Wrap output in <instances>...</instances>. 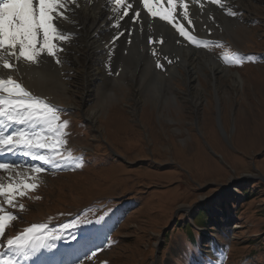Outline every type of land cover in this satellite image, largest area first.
Listing matches in <instances>:
<instances>
[{
  "label": "rangeland",
  "instance_id": "obj_1",
  "mask_svg": "<svg viewBox=\"0 0 264 264\" xmlns=\"http://www.w3.org/2000/svg\"><path fill=\"white\" fill-rule=\"evenodd\" d=\"M78 2L70 1L67 24L77 31L62 41L72 70L64 80L67 93L45 98L40 84L34 89L15 78L32 95L64 109L61 121L70 124L65 159L56 167L41 164L46 170L37 179L21 175V180L0 169L1 181L12 176L36 184L16 196L15 207L0 196V215L15 217L6 220L0 256L11 251L9 238L33 224L51 231L67 223L63 236L81 231L85 236L69 248L61 239L49 240L56 244L52 260L17 257L19 264H52L61 253L66 264H264V0L228 1L226 10L237 15L224 13L222 34L206 37L216 42L201 46L219 59L216 83L202 74L210 70L199 64L191 71V86L198 87L190 91L185 68L179 67L184 79L168 71L181 44L167 39L156 43L153 33L146 34L145 43L153 40L149 48L141 40L126 48L130 57H124L119 72L126 67L133 80L130 71L122 75L127 82L120 80L111 56L96 62L98 51L87 42L91 30L86 33L74 22L78 15L72 4L79 8ZM103 37L108 35L98 33L99 42ZM146 49L152 55L155 49L162 68L143 61ZM225 55L243 59L239 65L226 64ZM249 55L254 59H246ZM41 59L35 64L40 82L47 70ZM92 66L100 69L96 84L87 75ZM21 68L26 74L23 64ZM91 112L97 116L93 123L86 117ZM8 163L19 164L22 173L27 169L24 162ZM85 221H92L91 227ZM94 251L90 260L83 255Z\"/></svg>",
  "mask_w": 264,
  "mask_h": 264
},
{
  "label": "snow or ice",
  "instance_id": "obj_2",
  "mask_svg": "<svg viewBox=\"0 0 264 264\" xmlns=\"http://www.w3.org/2000/svg\"><path fill=\"white\" fill-rule=\"evenodd\" d=\"M142 2L153 17H159L172 25L184 41L196 47H209L211 42L199 40L183 25L176 23L177 0H142ZM210 2L222 5V0H210ZM114 3L121 6L124 15H128L129 9L132 7L131 4H125V0H114ZM165 4L166 7H163L162 5ZM179 7L184 10L183 19L192 25L188 6L184 0H179ZM66 8L65 0H0V60H2L3 68L15 69L16 65L9 62L11 58H15L16 61L23 59L30 63H37L45 55L53 58L57 65L63 63L60 58V53L63 51L61 42L68 37L63 34L58 21L64 15V12L60 10H66ZM229 15L236 16L237 13L229 9ZM132 20L135 22L136 17H132ZM114 27L118 29L119 24H115ZM123 34V31H118L112 37V45ZM176 42L180 43L181 41L177 40ZM148 43L153 44L152 37L148 38ZM5 52L9 59L3 58L2 54ZM111 54L109 52V57ZM153 55H157L155 49H153ZM223 59L226 64L239 65L243 58H230L225 55ZM246 59L252 60L254 57L249 55ZM108 66L106 63V67ZM155 66L156 68L163 67L159 58L156 59ZM0 93L4 94L0 96V155L22 154L25 157H30L32 161L41 162L27 165V171L33 174V179H37L35 174L46 170L41 164L56 167L58 160L65 159L63 156V150L67 144L65 129L70 122L61 121L59 113L64 109L50 104L41 97L32 95L12 76L0 79ZM13 125L20 127L10 133L7 132V129ZM19 167V164L0 162V169L14 172L15 177L24 175L16 170ZM15 177L10 176L7 185L0 183V196H4V202L13 207H15L16 196H24L26 190L36 187L35 183H24L16 180ZM23 207L20 205L21 209ZM3 211V208L0 207V212ZM13 219L15 217L11 213L0 215V236L4 235L6 220ZM103 219V216L99 217L95 222L100 223ZM85 222L92 223V221ZM69 227L70 225L66 223L59 229L51 231L45 224H33L30 228H25L23 233L7 240L6 247L14 255L0 258V264H19L17 257H21L25 261L29 259L33 261L42 249L56 248L55 243H48L49 240H76L75 234L68 237L62 235L63 230ZM83 255L90 260L96 255V252H92L91 256H88L87 253H83ZM69 264H74V261H69Z\"/></svg>",
  "mask_w": 264,
  "mask_h": 264
},
{
  "label": "bare ground",
  "instance_id": "obj_3",
  "mask_svg": "<svg viewBox=\"0 0 264 264\" xmlns=\"http://www.w3.org/2000/svg\"><path fill=\"white\" fill-rule=\"evenodd\" d=\"M70 1L72 2V0H65L67 8H66V10L65 9L60 10V11L64 12V15L58 21L59 27L62 30L63 34H65V35L68 33L74 34V32L77 31L76 29H71L67 25L69 22V18L71 17L69 14V11H70V4L69 3H70ZM76 1H81V3L80 2L77 3V4H79L78 5L79 8L76 5L72 4L73 5L72 8L75 9L76 14L78 15V18L74 22L81 24L82 27H84L86 33L89 30H91L89 33L90 36L87 37V42H89L90 46H92L93 48H95L98 51L95 54V56H96L95 61L98 62V61H101L103 59L105 60V57L106 58L109 57V52H111L112 54H111L110 61L116 62L117 66H118L116 73L118 76L121 77L120 80H124V82H127L126 81L127 79L125 78L126 77L125 74L128 75L127 71H130L125 67L126 71L123 72V74H122L125 77H123L121 75V73L119 72V69L121 68L120 65L125 62L124 57H130L126 48H129L130 46H132L134 40H141L142 43L144 44L145 39H146V34L153 33L154 35H156V41H155L156 43H158L157 41L159 39H161L162 41L164 39H167L170 41H177V40L181 41L180 42V44H181L180 48L175 52L177 55L176 56L177 60L173 61L170 64L171 67H170V69H168V71L170 74L176 73L180 77H182V79H184V76H183L182 72H180L179 67L185 68V70L187 72L186 73V76H187L186 84L189 88L188 91H190L192 89L197 90L198 86L196 87V83H194L193 86H191V83L194 82V79H195V77L193 76V73L191 71H194L195 67L199 64H201V66H205L207 69L210 70L209 75H208V73H205V72H203L202 74L206 77H208V76L212 77L211 80H213L214 83H216L215 82V80H216L215 73L218 70V68L220 67L219 61H218L219 59L217 60L215 58V55L212 54L211 52H209L208 50H206L202 47H196V46L184 41L183 38H180L178 33L176 32L175 28L172 25L168 24L166 21L161 20L159 17H153L147 11V9L144 7L142 0H125V4H131L132 5V7L129 9L128 15H124L122 13L123 15L122 16L120 15L119 17L117 16L118 19H114L113 23H111V21H112L111 18H114L118 13L123 12L121 6L116 5L114 3V0H74V3ZM223 1L227 2V3H225L226 5L212 4L210 2V0H184V3L188 6L189 19L193 22L192 25H189L188 21L183 19V11L184 10L179 7V0H177L176 23H178L177 22L178 17L182 18L186 22V24L189 26V28H190L189 31L192 32L193 34H195L197 37L219 36L220 34H222V28L221 27L224 25V22L226 21V18L224 16H227V15L223 14L222 11L226 10L229 7L228 1H230V0H222V2ZM162 6L165 7V5H162ZM134 16L136 17L135 22H133V20H132V17H134ZM215 21L218 22L216 27L211 25V23H215ZM117 23L119 24L118 29L114 27V25ZM156 29H160V30H156ZM193 29H194V31H193ZM118 31H123L124 34L122 36H120V38L115 42L114 45H112V43H111L112 37L114 35H116V33ZM98 33H101L102 35H105V36L108 35V37L107 38L103 37L104 40L102 42H99L100 38H98ZM112 33H114V34L111 35ZM138 33L141 34L140 37L137 36ZM134 34H135V36H134ZM65 42H67V39L65 40ZM151 45L149 43H145V48H149ZM61 46L63 48V51L60 53V58L63 60V63H61L59 65L56 64V68H55V66H53V64L55 63L53 58L45 55V57L43 56V58L41 59V63L46 64L45 67H47V70L44 74L45 81H42L41 79H39L42 81V82H40L37 80V78H38L37 74H39V73H37L38 64L35 65L36 63H30V62H27L23 59H21L19 61H16L15 58L9 59L6 52L2 54L3 58L9 59V62L14 63L16 65V67H15V69H5V68H3L2 60H0V79H6L8 76H12L13 79L18 77L19 80L20 79L23 80L24 82H26L27 85L33 87L34 89H35V86L40 84L41 85V87H39L40 88V90H39L40 94H42L45 98H47V97L55 98L58 93L66 94L67 90H69V89L66 87V82L64 80L68 76L67 73L69 71H72V70H70L71 66H69V68H68L67 64H66V62H67V59H66L67 49L64 48V47H66V44L61 42ZM181 48H184V50H181ZM123 49H124V52L122 51ZM76 51H77V49H76ZM79 51H81V50H79ZM70 54H72V53H70ZM67 57H68V53H67ZM49 59H50V61H49ZM134 59H138V55L134 56ZM152 59L154 61L153 63H152ZM75 61H77V60H75ZM90 61H92V59H90ZM143 61H149L150 66L152 68L154 66V69H156V66H155L156 58H154V56L152 55V52L149 49L145 50V58ZM50 62L52 63V65H50ZM103 62L104 61H102V63ZM106 62H108V61H106ZM22 64L24 66L26 74L23 72V69L21 68ZM110 64H111V62H110ZM104 66H106V65H104ZM189 67H190V70H189ZM40 69H43V68L40 67ZM111 70H112V68H111ZM113 71L115 72V70H113ZM87 75H88L89 81L93 82L94 84L101 82L100 81L101 75H100V69L99 68H94V66H92V69H90L89 74L87 73ZM129 75L132 77L130 80H133L132 71H130ZM39 78H40V76H39ZM110 80L113 83V79H110ZM110 80H108V81H110ZM105 81H107V79ZM102 82H104L103 79H102ZM35 83H36V85H35ZM100 84H102V83H100ZM98 85H96L97 88H98ZM106 86H108V85H106ZM42 87H43V89H42ZM37 90H38V88H37ZM148 92H149V90H148ZM93 93L92 94L95 95V92H93ZM151 95H154V93L151 92ZM166 100L167 99H164V101H166ZM173 100H174V98H173ZM86 117L89 119V121L91 123H93V121H96V119H97V116L95 115V113H92V112L87 113ZM15 126L16 125L11 126L12 127L11 129L9 127L7 129V132L10 133V131H13L14 129L20 127L18 125L15 128ZM22 156H23L22 154L13 155L11 153H7L4 155H0V162H17V163L24 162L27 165L32 164L30 157H27L28 159H25V158L23 159ZM20 171H21V169H20ZM25 175L30 177L31 179H33L32 178L33 174L28 172L27 169L24 172V176ZM35 175L37 177L40 176L39 174H35ZM19 178H21V177H18L17 179H19ZM3 179H5V178H3ZM23 179H25V178H23ZM2 181L0 179V183H3L5 185H7V183L9 182L8 181L6 183L5 181H3V182ZM25 182H27V180H25ZM7 257L8 256H6V258Z\"/></svg>",
  "mask_w": 264,
  "mask_h": 264
}]
</instances>
